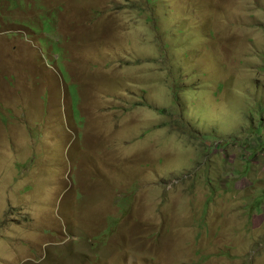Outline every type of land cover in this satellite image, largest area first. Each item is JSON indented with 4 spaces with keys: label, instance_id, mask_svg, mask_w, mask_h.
<instances>
[{
    "label": "rangeland",
    "instance_id": "374dc122",
    "mask_svg": "<svg viewBox=\"0 0 264 264\" xmlns=\"http://www.w3.org/2000/svg\"><path fill=\"white\" fill-rule=\"evenodd\" d=\"M0 264H264V0H0Z\"/></svg>",
    "mask_w": 264,
    "mask_h": 264
}]
</instances>
